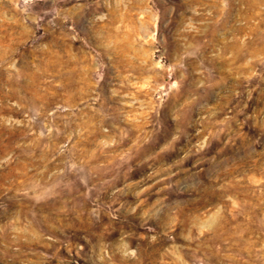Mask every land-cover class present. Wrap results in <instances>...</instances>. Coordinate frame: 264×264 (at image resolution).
I'll list each match as a JSON object with an SVG mask.
<instances>
[{
    "label": "rangeland",
    "instance_id": "rangeland-1",
    "mask_svg": "<svg viewBox=\"0 0 264 264\" xmlns=\"http://www.w3.org/2000/svg\"><path fill=\"white\" fill-rule=\"evenodd\" d=\"M0 264H264V0H0Z\"/></svg>",
    "mask_w": 264,
    "mask_h": 264
}]
</instances>
